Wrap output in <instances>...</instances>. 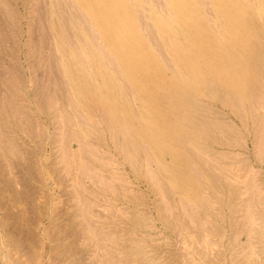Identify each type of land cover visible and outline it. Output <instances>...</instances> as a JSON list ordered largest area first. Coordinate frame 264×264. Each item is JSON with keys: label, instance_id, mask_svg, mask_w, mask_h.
I'll return each instance as SVG.
<instances>
[{"label": "rangeland", "instance_id": "374dc122", "mask_svg": "<svg viewBox=\"0 0 264 264\" xmlns=\"http://www.w3.org/2000/svg\"><path fill=\"white\" fill-rule=\"evenodd\" d=\"M55 1L62 19L53 0H0V264H264V83L250 76L260 70L250 59L254 41L264 47V0H208L212 11L204 0H186V10L182 0L136 1L172 62L167 36L180 48L185 36L207 46L199 69L226 105L205 98L221 111L206 115L229 126L213 128L222 143L196 139L209 148L195 158L175 142L181 127L165 124L173 112L148 100L163 88L144 81L131 54L92 40L74 9H83L79 0L62 2L72 16ZM81 11L96 33L93 15ZM59 20L71 31L62 27L64 35ZM158 22L168 24L166 33ZM145 28L136 34L146 48L134 52L147 53L149 72L170 76ZM117 67L127 81L116 78ZM102 109L128 122L139 154L127 158Z\"/></svg>", "mask_w": 264, "mask_h": 264}, {"label": "bare ground", "instance_id": "6f19581e", "mask_svg": "<svg viewBox=\"0 0 264 264\" xmlns=\"http://www.w3.org/2000/svg\"><path fill=\"white\" fill-rule=\"evenodd\" d=\"M54 1L55 0H53V4H54ZM60 1H61V3L62 2L66 3V0L65 1L60 0ZM79 1L82 3V6H83V9H81V10H86V12L88 10L91 13V15H93V22L96 24V29H97L96 33H93L92 28H91V24H90V22H88V18H84L86 16V14L83 11H81L79 8H74V9L78 10V17L81 16L83 18V19H80V21H82V20L84 21L83 26L85 25V27L86 26L88 27V30H87L88 34L91 37H94V38H92V40H94L96 36L97 37L95 40H97V38L100 37L103 40L104 44L109 48V50H111L115 53L116 52H118V53L122 52V54H124L125 57H126V54H131L130 64H132V66L134 68H136L139 71V73L140 72L145 73V76H142L144 81H146V80L147 81H153V84H156L157 87L163 88L159 95L155 94L154 96H148V100H149V102H154V103H159V104L161 103L164 109H167L168 111L173 112V116H171V114L167 113V117L169 119L166 118L167 120H165V121L167 123L165 121L164 122L166 125L168 124L167 127L168 126L171 127V128H169L171 131L177 130V128L175 126L181 127V130H182L181 134H179L177 140L175 141L180 149H183L184 151H186L190 157H192V155H194V158H195L196 154L201 152V154L203 155V153H205L207 151V149L209 148V147L197 146V144H196L197 140L196 139H198L200 136H204L207 139L214 141L216 143H222L220 141V139H218L214 135L213 128L216 127V124H219V121H220V124L223 126H227L228 124L222 119H219V121H217V120H213V119L207 117V115H206L207 111H209V110L215 111L217 108L215 107V109H214V107L211 106V104L209 102L207 103L205 101V98L217 101L222 106L226 105L225 99L221 95L218 96L219 98L216 96L217 99H216V97H213V95H216V94H214L215 88L212 90V88L208 85L210 79L206 80L207 77L204 75V71L202 72V69H199L200 67H202L201 65L205 61L202 58V56H203L204 51L206 50L207 46H205L203 44L202 45L199 44L200 47L196 46L195 45V43H196L195 37L193 39V37L187 38L185 36V40H186L185 45H184V47L180 48L179 43H177L176 41H174V42L171 41L169 39V36L164 35V36H167V37H165L167 45H169L173 50H175L177 52V57H176V59L174 61L175 63H174L169 58H166L164 52H162L163 51V50H161L162 45H161V42L158 41V38L155 34L156 29H154V26H151L150 24H148L149 22H147V21H146L147 23L144 22V15L139 12L140 11L139 7L136 4V1L138 2V0H79ZM55 2L57 4L58 0H56ZM202 3L204 5H207L206 7H208V0H204ZM153 4L155 5V2ZM182 4H183L182 5L183 10L184 9L186 10L187 9L186 8L187 1L182 0ZM59 5L60 4L58 2L57 6H59ZM75 5L76 4L74 3V5L73 4L71 5V7H75ZM4 6H6V8L9 7L6 4L5 5L3 4V7ZM57 6L55 5L54 7L57 8ZM155 6H157V4ZM62 7H63V3H62ZM64 7L66 8V12H67L69 10V8L66 6H64ZM58 8H57V10H59V12H57V11L56 12L58 13V15H60V16L62 15L61 17L59 16V19H62V17L65 16V15H63L64 12L60 10V9H62L60 6ZM44 9L47 10V7L43 8V14L44 13L48 14L46 10H45L46 12H44ZM208 9L210 11H212L211 8L208 7ZM3 11H4V9H3ZM7 11H9L8 13H10L11 10H7ZM60 11H61V14H60ZM73 12H74V14L76 13L75 10H73ZM68 13L70 14L69 16H72L69 11H68ZM12 14H11V16H12ZM79 14H81V15H79ZM5 15H6V13H5ZM13 15L15 16L16 14H13ZM46 16H45V18H46ZM41 17H40V19H41ZM76 17H77V15H76ZM10 18H12L10 20L13 21L14 18L13 17H10ZM72 18L74 20V17H72ZM72 18H71V20H72ZM73 20H72V23H73ZM174 20H176L175 17H174ZM65 21H67V19ZM221 21H222V19H221ZM46 22H49V21H46ZM59 22L61 24L60 25L61 29L63 30L65 28L64 27L65 26L64 20L63 21L59 20ZM73 24L74 25L76 24L75 20H74ZM158 24L160 25L159 30L166 33L168 28H169L168 24H166L165 22H162V23L158 22ZM56 26H57V23H56L55 27ZM67 26H68V23H67ZM211 26H212V24H211ZM62 27H64V28H62ZM77 27H78V25H77ZM145 27L146 28L148 27L147 29H150V30H147ZM255 27L257 28V26H255ZM68 28H70V27H68ZM68 28L66 27L65 29L67 31H69L70 29L68 30ZM143 28L146 29L145 31H147V34L149 35L148 36L149 39L147 40V41H149V44L154 45L156 47L157 51H159L161 54L160 55L161 58L163 56L162 60L165 62V68H167V70H169L171 72L170 76H167L165 69H164V71L159 70V69H155V72H153V73L149 72L148 68L152 65L153 61L149 59V56L147 55V53L145 54V52H140V53L134 52L136 48L140 49V50H143L146 48L145 47L146 42L144 43L141 38L137 37V34H139V30L140 29L142 30ZM58 30L59 29H57V31ZM66 30H63L64 35L67 34L65 32ZM213 30H214V27H213ZM47 31H49V30H47ZM199 31H203V30L200 29V27H199ZM136 32H137V34H136ZM49 33H47V34H49ZM58 34H59L61 39L63 37H66V38L68 37V41L71 37V36L69 37L68 35L64 36L63 34H61L59 32H58ZM191 34L194 35V33H191ZM258 34H260V33H258ZM69 35H71V34L69 33ZM71 39H73V38H71ZM72 41L74 42V40H70V42L72 43L71 44L72 47H70V46L69 47L72 49V51L73 50L76 51L77 50L76 43L73 44ZM261 43H262V41H261ZM66 45H68V44L66 43ZM263 45H264V43H263ZM217 51H220V50L217 49ZM77 54H78V56L80 55L79 53H77ZM108 57H110V56H108ZM251 57H252V60L250 59L251 65H253L256 68V70L259 68L260 70L259 69L258 70L260 72L258 71L259 72L258 73L257 71H255V74L250 75V76H252V77L254 76V78H258V79H260V76H261V83L262 82L264 83V80L262 81V79H264V71L262 69V67L264 65V47L259 48V46L257 45V43H255V41L253 42V45H252V56ZM112 63H113V61H112ZM83 66H85V65H83ZM139 68H140V70H139ZM177 68H178L179 72L185 74L188 77V80L186 79V76L182 77L178 73ZM183 70H184V72H182ZM115 71H116L115 72L116 78H118L119 81L126 80L124 73L122 71H120L118 67L116 68ZM261 73L263 74V78H262V75H260ZM131 80L134 82L135 81L134 77H132ZM214 80H215V78H214ZM183 81H185V83H187V84H185ZM251 81L254 84L256 82V81H254V79ZM173 82L175 84H173ZM181 82H183V83H181ZM215 82H216V80H215ZM216 85L218 86V84H216ZM259 86L261 87V85H259ZM213 87H214V85H213ZM258 87H256V89H255L257 91L256 95L255 94H254V96L252 95L253 101L251 100V103L249 102L250 103L249 105H251L252 102H253V104H255V106L252 105V108L250 107L251 108L250 111L254 110L253 106L254 107L257 106L256 102H258V103L260 102V101H257V97H259L258 95H261V93H263V90H261L262 87L261 88H258ZM121 88H122V91L124 92V94L126 95V97L130 98V96L132 94L130 92L129 84L126 83L123 86H121ZM222 88H223V86H222ZM254 88L255 87H253V91H254ZM257 89L258 90L260 89L262 92L258 91ZM218 90H220V93H221V89L218 88L217 92H219ZM144 91H146V90H144ZM229 93L231 94V96L230 95L229 96L234 101L232 103H235L236 102L235 101L236 96L234 97L230 91L228 92V94ZM139 95H140V93H139ZM255 96H257L256 102L254 101ZM260 98L262 99L261 96L259 97V99ZM229 101H231V100L229 99ZM237 105H239V104L237 103L234 106L237 107ZM238 108H237V110H239ZM217 110H216L217 114L219 112H221V111H217ZM101 112H102L103 120L105 123V128L109 131L110 137L113 138L114 140H119L120 136H123V139L125 140V144L123 145V149H124V152H125V155L127 156V158H130L129 156H134V154H139V152L142 151V149L139 145H137L131 141V134L129 133V131L131 129L129 130L128 122L123 119L120 122L116 123L115 121L108 118V116H105L103 109L101 110ZM211 128H212V131H211ZM155 129L152 131L153 134L157 132V129L156 130ZM197 133H199V136H197ZM171 139L172 138H170V140ZM198 148H200L199 152H197ZM202 148H204V149L202 150ZM132 150H133V154L131 155ZM201 154H199V155H201ZM147 155L151 156L150 153L144 152V157L146 158V161L150 162V163H151V161L153 162L154 160ZM199 155H197V157ZM186 156H183V159L185 161V166L187 168L192 169V167H193V166H191L192 163L191 164L189 163ZM150 159H152V160L150 161ZM198 159L201 160L200 157H198ZM199 160L196 161V163L199 162ZM132 164H133L132 168L136 169L137 167L138 168L140 167V166H138L139 163L137 162V160L136 161L133 160ZM132 164H131V166H132ZM156 167H157V165H156ZM192 170L194 172V175L198 174V171L196 170V168L192 169ZM194 170H196V171H194ZM195 172H197V173L195 174ZM196 177H197V175H196Z\"/></svg>", "mask_w": 264, "mask_h": 264}]
</instances>
